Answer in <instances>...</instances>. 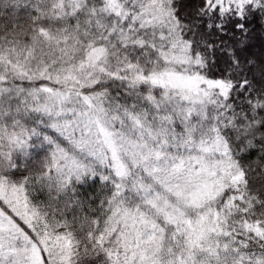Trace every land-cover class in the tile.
I'll return each instance as SVG.
<instances>
[{
	"label": "snow or ice",
	"instance_id": "obj_1",
	"mask_svg": "<svg viewBox=\"0 0 264 264\" xmlns=\"http://www.w3.org/2000/svg\"><path fill=\"white\" fill-rule=\"evenodd\" d=\"M264 0H0V264H264Z\"/></svg>",
	"mask_w": 264,
	"mask_h": 264
},
{
	"label": "trees",
	"instance_id": "obj_2",
	"mask_svg": "<svg viewBox=\"0 0 264 264\" xmlns=\"http://www.w3.org/2000/svg\"><path fill=\"white\" fill-rule=\"evenodd\" d=\"M251 52L256 54L257 56H260L262 54V51H264V40H261L259 38L254 39L251 42Z\"/></svg>",
	"mask_w": 264,
	"mask_h": 264
}]
</instances>
